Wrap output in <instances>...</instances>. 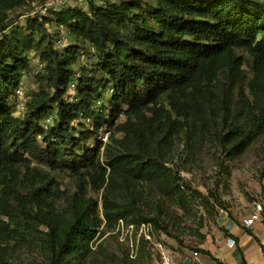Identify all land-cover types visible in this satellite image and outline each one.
Wrapping results in <instances>:
<instances>
[{
    "label": "trees",
    "instance_id": "trees-1",
    "mask_svg": "<svg viewBox=\"0 0 264 264\" xmlns=\"http://www.w3.org/2000/svg\"><path fill=\"white\" fill-rule=\"evenodd\" d=\"M49 1L0 0V172L35 166L77 178L104 175L97 137L121 116L189 87L223 56L238 69V50L248 51L255 75L264 76V4L257 0H122L104 7L90 0L88 10L62 7L50 16L29 18L27 26L11 19ZM64 29L72 45L61 50L57 42ZM33 50L44 70L20 117L15 95L31 70ZM84 53L94 64L81 63ZM255 120L245 125L250 134L244 146L257 133ZM174 189L183 199L178 179ZM50 195L31 201L23 212L31 220L29 233L40 240L45 264H73L79 253L89 251L97 232L96 204L76 196L58 205ZM201 253L217 261L208 251Z\"/></svg>",
    "mask_w": 264,
    "mask_h": 264
},
{
    "label": "rangeland",
    "instance_id": "rangeland-1",
    "mask_svg": "<svg viewBox=\"0 0 264 264\" xmlns=\"http://www.w3.org/2000/svg\"><path fill=\"white\" fill-rule=\"evenodd\" d=\"M121 1L95 0L103 7ZM89 2L65 0L63 7L88 10ZM18 16L11 15L16 26H27L32 18ZM64 38L61 50L72 45L65 29ZM236 56L242 59L238 69L223 56L189 87L164 93L148 108L101 130L104 175L77 178L35 166L3 169L0 264H45L40 240L29 233L31 220L23 212L46 192L58 205L76 196L96 204L97 232L89 251L79 253L73 264H155L159 244L172 252L176 264L196 254L202 261V250L230 237L229 226L250 230L243 220L264 201V76L255 75L248 51L238 50ZM28 58L31 70L15 95L20 117L44 70L37 51ZM89 60L90 54L81 55L82 64H94ZM252 119L257 133L244 146L250 134L245 125ZM177 179L186 192L183 199L175 194Z\"/></svg>",
    "mask_w": 264,
    "mask_h": 264
},
{
    "label": "crops",
    "instance_id": "crops-1",
    "mask_svg": "<svg viewBox=\"0 0 264 264\" xmlns=\"http://www.w3.org/2000/svg\"><path fill=\"white\" fill-rule=\"evenodd\" d=\"M230 237L228 239L220 238L219 243L213 248L204 249L213 256L202 254L200 258L187 257L183 264L190 259L189 264H264V223H257L249 231L253 236H250L245 229L235 225L229 226ZM236 238L238 241H235ZM231 241L235 242L234 247H231Z\"/></svg>",
    "mask_w": 264,
    "mask_h": 264
},
{
    "label": "built area",
    "instance_id": "built-area-1",
    "mask_svg": "<svg viewBox=\"0 0 264 264\" xmlns=\"http://www.w3.org/2000/svg\"><path fill=\"white\" fill-rule=\"evenodd\" d=\"M65 5V0H51L46 4L34 3V11L32 13H27L31 17L47 12H55ZM66 39L63 37L57 42V47L61 48L65 46ZM17 93V92H16ZM27 101L25 102V104ZM24 109V106H23ZM257 223H264V201L256 202L254 204L253 210L249 215L243 220V225L245 228L252 229ZM235 242L231 241V247H234ZM157 259L155 264H176L175 258L171 251L165 248L162 244L157 245L156 248ZM198 258L197 254L195 256Z\"/></svg>",
    "mask_w": 264,
    "mask_h": 264
},
{
    "label": "water",
    "instance_id": "water-1",
    "mask_svg": "<svg viewBox=\"0 0 264 264\" xmlns=\"http://www.w3.org/2000/svg\"><path fill=\"white\" fill-rule=\"evenodd\" d=\"M190 263V259H188L187 261H186V264H189Z\"/></svg>",
    "mask_w": 264,
    "mask_h": 264
}]
</instances>
